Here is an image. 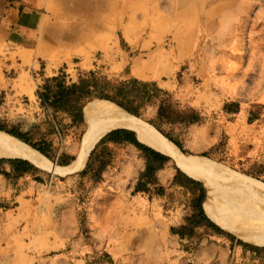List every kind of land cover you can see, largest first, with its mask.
Instances as JSON below:
<instances>
[{
  "label": "rangeland",
  "instance_id": "1",
  "mask_svg": "<svg viewBox=\"0 0 264 264\" xmlns=\"http://www.w3.org/2000/svg\"><path fill=\"white\" fill-rule=\"evenodd\" d=\"M215 1L219 0H104L102 9L92 3L88 14L89 20L100 22L83 25L84 35L70 45L58 40L28 55L1 52L0 126L27 133L33 143H50L47 159L63 166L57 160L75 158L86 123L40 104L36 90L46 78L62 71L69 83L94 70L117 80L132 76L160 83L180 81L193 50L210 48L217 65L211 74L216 102L200 112L201 122H158L156 101L148 103L140 116L132 115L159 126L180 144L181 148L169 139L184 155L205 157L264 183V18L255 16L254 9L242 23L237 18H222L225 23L210 26L197 23L204 6ZM59 11L49 8L58 20ZM66 27L73 37L81 30L74 24H50L47 29L62 38ZM154 57L161 60V67L136 69ZM225 64L226 88L216 81L219 66ZM199 80L191 75L192 82ZM169 92L176 100L174 118L180 109L192 107ZM200 128L201 132L194 130ZM144 161L143 153L132 145L101 144L77 172L56 175L37 167L25 181H32L34 188L2 220L0 264H232L235 257L234 264H264L262 245L243 241L207 211L222 232L201 225L191 236L173 233L172 228L195 212L199 188L171 185L176 169H182L170 157L156 172V185L133 192ZM119 162L136 168V174L126 183L112 184L106 171ZM155 186H162L164 193L157 194ZM238 240L256 249L245 248ZM220 248L228 253L225 262L219 258Z\"/></svg>",
  "mask_w": 264,
  "mask_h": 264
},
{
  "label": "crops",
  "instance_id": "2",
  "mask_svg": "<svg viewBox=\"0 0 264 264\" xmlns=\"http://www.w3.org/2000/svg\"><path fill=\"white\" fill-rule=\"evenodd\" d=\"M91 1L92 0H0V53L5 52L6 50L8 53L19 52L28 55L30 50L39 49L42 47V45L46 46V45L56 44L58 40H64V41L66 40V42L68 41V44L70 45L71 42L74 39H76L78 36L84 35L83 32L86 31V28H84L83 25L86 26L91 23L93 24L100 22V20H95V21L89 20L88 14H89V9L93 8L92 3L96 5L97 9L99 8L102 9L104 7V0H95L92 2ZM256 2L258 4H255V0L253 1L219 0L218 2L216 1L210 2L209 4L205 5L203 10L200 12V16L198 17L197 23L207 26L222 24L225 23L223 20H221L222 18H237L240 19L237 22L242 23L244 22L243 19H248V17H252V13L254 9L256 10L255 16L264 18V2H259V1ZM56 7H59L60 10L59 17L61 18L59 20L57 19V16H54L49 12V8H56ZM50 24L54 26L55 25L69 26L72 24L80 25L81 30L79 35L77 33L76 36L73 37L71 28L66 27V29L64 30V33L66 35H64V37L62 38H58V36H56L54 32H49V30L47 29V26ZM55 46L56 45H53L52 47ZM209 49L206 51H202L200 49L198 50L197 48L193 50L191 58L188 59V61L185 63L186 67H184L183 69L182 79L180 81L170 80L168 81L169 83H167V80H162V83H160L156 79H153V81H156L158 86H160L161 88L175 92L182 101L189 103L199 112H201L202 110L204 111L210 110V106L212 105L210 103L216 102V98H215L216 89L213 86L211 74L214 70H217V65L214 62H212ZM7 52L5 53L6 54L5 56H8ZM219 69H220L219 73H221V75L220 77H216L217 78L216 81L221 83L223 82L222 83L223 87H225L226 76L228 73L226 64L219 66ZM191 75H195L200 80L197 81L196 83L192 82ZM98 100H104V99H98ZM89 102L86 103V105H84L83 108L84 121H85L84 109L89 104ZM115 128H121V127H115ZM123 128L131 129L128 127H123ZM194 130L195 131L199 130L201 132L202 128L194 129ZM107 132H105L104 134H106ZM85 133H86V128L84 134ZM98 140L94 143L93 148L91 149H94L95 144L98 142ZM102 145L126 146L132 144L130 143L117 144L113 142H107L106 144H102ZM152 148L163 153V151L161 150H158L154 147ZM163 154L170 156L165 152ZM87 157H90V154ZM0 158L23 159L20 157H6V156H2ZM87 159L88 158H86V160ZM73 161H75V159ZM31 164L33 165V163ZM67 165H63V166H67ZM35 167L37 168V166ZM144 167H145V161H144ZM108 168L110 170L108 169V171H106V177L110 179V183L112 184L126 183L127 181L131 180V178L136 174V170H137L136 168H131L130 166L120 162L117 163L116 167L110 166ZM35 171L37 170L34 169L28 172H23L18 170L14 171L13 165L10 162L0 161V230L2 229L3 226L2 220L12 215L9 214V211L13 210V212H15L16 208H18L19 206L20 200L25 199V194L27 193V191H29L30 188H34L32 181H28L27 184L25 183V181L29 175L31 174L35 175L34 173ZM4 172H6L7 174ZM204 193H205V187H204ZM202 206L204 207L203 202H202ZM203 209H205V207ZM204 211L206 212V210ZM207 215L209 216L208 213ZM1 238L2 237L0 232V241ZM1 245L3 246L2 243ZM219 251H220L219 258L221 259L222 262L223 261L225 262L226 256L228 255L227 251L224 250L223 248H220ZM235 262H237L236 257L232 261V264H234Z\"/></svg>",
  "mask_w": 264,
  "mask_h": 264
},
{
  "label": "bare ground",
  "instance_id": "3",
  "mask_svg": "<svg viewBox=\"0 0 264 264\" xmlns=\"http://www.w3.org/2000/svg\"><path fill=\"white\" fill-rule=\"evenodd\" d=\"M161 63L154 57L137 64L136 69L154 71ZM84 118L86 133L75 161L67 166L55 165L35 149L2 131L0 157H20L51 174L67 175L83 167L94 143L105 132L115 127H128L137 131L146 144L169 154L189 175L201 179L205 187L203 204L213 220L226 230L234 231L245 242L264 245V183L205 157L184 155L152 125L108 100L89 102L84 109Z\"/></svg>",
  "mask_w": 264,
  "mask_h": 264
},
{
  "label": "trees",
  "instance_id": "4",
  "mask_svg": "<svg viewBox=\"0 0 264 264\" xmlns=\"http://www.w3.org/2000/svg\"><path fill=\"white\" fill-rule=\"evenodd\" d=\"M36 95L40 104L51 107L55 111L64 112L75 121H83L84 105L94 98L111 101L125 111L136 116H140L148 103L156 101L157 109L155 117L158 122L191 124L201 122L202 120L200 112L190 106H185L180 109L179 115L177 118H174L172 114H174L173 110L176 106V100L173 99L172 94L167 89L158 86L156 81L139 80L132 76L121 80L110 79L104 75L98 74L94 70H89L80 74L76 81H71L69 83L66 80V74L61 71L57 75L46 78L36 90ZM224 110L229 111L225 106ZM155 128L181 148L180 144L168 135H165L160 130L159 126L156 125ZM0 130L28 144V146L30 145L31 148L33 147V149H36V151L41 153L44 157L51 159L49 154L51 149L50 143H33L27 138V133L19 132L15 129L7 130L0 126ZM107 142L117 144L130 143L143 153L145 157L144 172L142 177L136 182L133 192L147 191L149 189L148 186L156 185V172L164 167L170 160L169 156L141 142L137 138L135 131L131 129L121 127L108 131L98 140L94 149L98 145L106 144ZM94 149L91 151L90 157ZM73 159V157L62 156L57 162L61 165H67ZM0 161L10 162L13 165L14 171L28 172L34 169L37 170L35 166L24 159L0 158ZM84 171L85 170L82 172ZM186 183L199 188V196L194 204L195 212L186 217L185 223L181 224L177 229L172 228V232L178 234L180 237L191 236L194 229L201 225H208L222 232V229L214 224L204 212L205 209H203L202 202L205 194L202 183L177 168L172 177L171 185L182 187ZM155 187L157 194L162 195L164 193L162 186ZM237 243L245 248L256 249V246H252L241 240H238ZM260 249L264 250V246Z\"/></svg>",
  "mask_w": 264,
  "mask_h": 264
},
{
  "label": "water",
  "instance_id": "5",
  "mask_svg": "<svg viewBox=\"0 0 264 264\" xmlns=\"http://www.w3.org/2000/svg\"><path fill=\"white\" fill-rule=\"evenodd\" d=\"M134 131V130H133ZM135 133H136V131H135ZM136 135H137V133H136ZM137 138H138V136H137ZM139 139V138H138ZM93 148V147H92ZM92 150V149H91ZM91 150H90V152H91ZM90 152H89V154H90ZM89 156V155H88Z\"/></svg>",
  "mask_w": 264,
  "mask_h": 264
}]
</instances>
